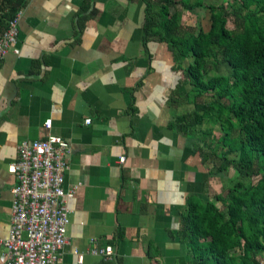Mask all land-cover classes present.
I'll list each match as a JSON object with an SVG mask.
<instances>
[{
	"label": "crops",
	"instance_id": "1",
	"mask_svg": "<svg viewBox=\"0 0 264 264\" xmlns=\"http://www.w3.org/2000/svg\"><path fill=\"white\" fill-rule=\"evenodd\" d=\"M142 23L141 0H28L20 9L18 52L0 59V240L17 145L58 136L69 148L62 186L74 192L56 264H187L177 235L186 200L221 207L233 173L201 159L203 122L172 125L193 110L191 86L163 42H144ZM105 246L109 259L90 252Z\"/></svg>",
	"mask_w": 264,
	"mask_h": 264
},
{
	"label": "trees",
	"instance_id": "2",
	"mask_svg": "<svg viewBox=\"0 0 264 264\" xmlns=\"http://www.w3.org/2000/svg\"><path fill=\"white\" fill-rule=\"evenodd\" d=\"M28 0H0V32ZM143 40L155 37L170 52L191 89L181 131L203 122L198 152L216 171L233 173L225 202L188 197L177 235L187 264H259L264 251V0H141ZM184 11L203 8L208 27L183 23ZM170 8H174L170 10ZM187 60V64L182 61ZM225 63L227 72H217ZM217 124L218 133L212 134ZM208 137L211 143L202 141Z\"/></svg>",
	"mask_w": 264,
	"mask_h": 264
},
{
	"label": "built area",
	"instance_id": "3",
	"mask_svg": "<svg viewBox=\"0 0 264 264\" xmlns=\"http://www.w3.org/2000/svg\"><path fill=\"white\" fill-rule=\"evenodd\" d=\"M20 10L7 21L0 32V59L11 49L17 53V20ZM43 126L47 128L49 121ZM68 143L58 136L24 140L17 145L16 158L7 171L16 182L10 187L8 232L0 240L1 264H56L66 241L68 223L67 199L74 187L63 188L67 168ZM118 160L121 162L123 157ZM90 252L109 259L111 248L105 246Z\"/></svg>",
	"mask_w": 264,
	"mask_h": 264
},
{
	"label": "rangeland",
	"instance_id": "4",
	"mask_svg": "<svg viewBox=\"0 0 264 264\" xmlns=\"http://www.w3.org/2000/svg\"><path fill=\"white\" fill-rule=\"evenodd\" d=\"M220 1L221 0H204V3L217 4ZM173 9L174 8H170V10H173ZM175 9L180 12L183 23L189 24V25L197 24L204 30L208 27V12L205 9L194 8L190 12H187V11H184L179 5H176ZM217 72H219L220 74H225L227 72V66L225 65V63H222L219 65ZM225 193H226V190H225ZM259 256H262V254L258 253V258Z\"/></svg>",
	"mask_w": 264,
	"mask_h": 264
}]
</instances>
